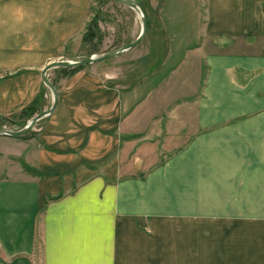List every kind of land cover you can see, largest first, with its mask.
Returning <instances> with one entry per match:
<instances>
[{"label":"crops","instance_id":"obj_1","mask_svg":"<svg viewBox=\"0 0 264 264\" xmlns=\"http://www.w3.org/2000/svg\"><path fill=\"white\" fill-rule=\"evenodd\" d=\"M157 3L169 52L155 74L65 80L32 141L10 152L1 140L15 137L0 136L15 167L0 172V264H31L37 230L44 264H125L159 247L166 264L264 254V0ZM44 8L0 0V71L45 55Z\"/></svg>","mask_w":264,"mask_h":264},{"label":"rangeland","instance_id":"obj_2","mask_svg":"<svg viewBox=\"0 0 264 264\" xmlns=\"http://www.w3.org/2000/svg\"><path fill=\"white\" fill-rule=\"evenodd\" d=\"M136 1L143 7L147 17V28L141 42L113 59L75 68L49 70L46 76L57 92L59 89L64 90L62 82L68 79L88 81L94 85L119 81L127 86H136L156 73L169 52L166 33L160 21L162 7L157 3L160 0ZM186 15L191 16L189 9ZM44 17V42L40 38L39 44L45 46V55H19L13 58V62L9 61L7 70L0 71V125L9 130L22 128L35 114L50 106V91L39 76L44 62L46 65L51 61L77 60L110 52L133 41L140 31L137 14L111 0H45ZM18 42L21 40H14L15 46L20 44ZM37 44L38 40L33 39L24 42V46L29 47ZM50 116L38 120L28 133L15 137V142L13 138L1 140L4 142H1L2 148L12 152L20 147L13 143L32 141ZM12 166L5 157H0V172L4 169L11 172L15 169ZM42 212L41 208L37 218L41 223L44 220ZM43 246L41 232L37 230L31 264H44ZM258 248L249 245L248 250L241 249L240 252L239 249L237 256L232 255L234 257L231 259L229 249H211L209 254L207 249L206 262L217 257L216 260L221 261V264H230V260L235 261V264H262L264 254L260 255ZM155 251L160 256L156 264H166L164 247L152 249L148 257L144 254L140 259L136 257V260H132L127 255L120 260H125V264H150ZM217 251H221L218 256ZM213 252L216 254L212 255ZM115 260L118 263L117 258Z\"/></svg>","mask_w":264,"mask_h":264},{"label":"water","instance_id":"obj_3","mask_svg":"<svg viewBox=\"0 0 264 264\" xmlns=\"http://www.w3.org/2000/svg\"><path fill=\"white\" fill-rule=\"evenodd\" d=\"M116 3H119L125 7H128L132 11H134L138 16L140 20V31L136 38L131 41L130 43L116 49L110 52H105L100 55H91L85 58L77 59V60H59V61H51L44 65L40 71V80L43 83V85L50 91L51 94V104L50 106L40 111L39 113L35 114L30 120H28L25 125L18 129V130H9L3 126L0 125V136H7V137H19L26 133H28L36 124V122L42 118L48 117L52 114V112L55 110L59 95L56 90V88L52 85V83L47 78L46 74L49 70L53 68H75L83 65H89L97 62L106 61L109 59H113L114 57L118 56L122 52L133 49L136 47L141 40L143 39L146 28H147V17L144 12L143 7L136 1V0H111Z\"/></svg>","mask_w":264,"mask_h":264},{"label":"bare ground","instance_id":"obj_4","mask_svg":"<svg viewBox=\"0 0 264 264\" xmlns=\"http://www.w3.org/2000/svg\"><path fill=\"white\" fill-rule=\"evenodd\" d=\"M138 16V15H137ZM138 18H139V16H138Z\"/></svg>","mask_w":264,"mask_h":264},{"label":"trees","instance_id":"obj_5","mask_svg":"<svg viewBox=\"0 0 264 264\" xmlns=\"http://www.w3.org/2000/svg\"><path fill=\"white\" fill-rule=\"evenodd\" d=\"M66 69V68H65Z\"/></svg>","mask_w":264,"mask_h":264}]
</instances>
